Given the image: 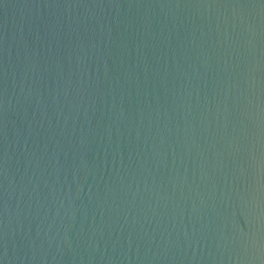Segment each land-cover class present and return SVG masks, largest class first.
Listing matches in <instances>:
<instances>
[{"label":"water","instance_id":"water-1","mask_svg":"<svg viewBox=\"0 0 264 264\" xmlns=\"http://www.w3.org/2000/svg\"><path fill=\"white\" fill-rule=\"evenodd\" d=\"M0 264H264V0H0Z\"/></svg>","mask_w":264,"mask_h":264}]
</instances>
